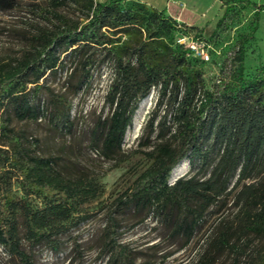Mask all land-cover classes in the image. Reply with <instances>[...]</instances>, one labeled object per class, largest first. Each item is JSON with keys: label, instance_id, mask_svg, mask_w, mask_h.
I'll use <instances>...</instances> for the list:
<instances>
[{"label": "trees", "instance_id": "obj_1", "mask_svg": "<svg viewBox=\"0 0 264 264\" xmlns=\"http://www.w3.org/2000/svg\"><path fill=\"white\" fill-rule=\"evenodd\" d=\"M19 4L0 0V9ZM71 4L82 18L58 11ZM50 6L51 25L40 28L20 58L0 61V135L13 142V153L0 146V248L12 258L9 264H35L23 240L30 248L54 242L69 224L83 219L80 207L100 193L95 178L64 172L62 155L33 152L25 134L14 142V131L2 123L8 112L5 120L45 118L52 129L71 132L72 105L53 92L46 100L29 88L48 71L56 74L68 59L76 62L68 81L73 94L90 84L96 67L111 69V113L91 138L92 148L104 154L121 152L139 102L153 87H159V105H172L171 124L164 119L159 128V136L167 131L170 136L158 142L151 165L115 199L104 235V264H137L118 238L120 224L113 213L133 207L135 215L152 214L190 241L228 199L233 211L216 218L196 264H264V66L249 76L244 63L245 45L257 24L239 35L231 65L224 61L222 75L209 87L200 67L206 60L177 41L181 23L166 8L138 0H51ZM263 9L264 4L256 7V20ZM185 160L189 171L171 183L174 167ZM13 176L21 182L22 199L9 194ZM32 196L41 198V205H34Z\"/></svg>", "mask_w": 264, "mask_h": 264}, {"label": "rangeland", "instance_id": "obj_2", "mask_svg": "<svg viewBox=\"0 0 264 264\" xmlns=\"http://www.w3.org/2000/svg\"><path fill=\"white\" fill-rule=\"evenodd\" d=\"M178 1L185 4L184 17L192 11L200 17L195 24L178 20L181 23V33L190 38L204 36L213 46L210 49V60L200 64L207 86L211 87L222 75L221 66L224 61L228 60L226 62L231 65L239 35L248 34L256 24L253 38L245 45L246 74L250 76L257 68L264 66V9L260 11L258 20L254 16L256 7L263 5L264 0L234 1L230 4L225 0H171L169 8L174 11L182 8L181 5H175ZM50 2L51 0H20L18 7L13 10L0 9V61L20 58L31 47L32 38L40 28L51 25L55 18L47 13L51 9ZM58 11L72 18H82L75 4ZM75 66L76 62L68 59L56 74L48 71L39 84H30L29 87H35L39 96L46 100L53 92L72 105L70 116L74 125L71 132L52 129L45 118L34 121L19 120L11 116V120H5L10 114L4 112L2 115V123L14 131L15 137L11 140L15 142L17 135L25 134L33 141V152L39 155H62L61 170L69 174L86 173L95 178L101 188L95 199L80 207L78 214L83 219L69 224V228L56 236L54 242H43L30 248L27 241L23 240V247L33 254L35 264H104L108 256L102 253L104 235L110 222L109 215L115 207V199L132 186L136 178L151 165L153 159L150 153L158 142L170 136L168 131L163 138L159 136V128L164 119H167V125L171 124L169 120L171 122L172 105L168 101L159 105V87H153L145 97L146 102L140 112L143 99L139 102L132 124L126 130L121 152L113 156L104 154L101 148H92L93 129L111 113L107 100L112 81L111 69L107 64L96 67L90 84L73 94L68 88V81L73 79L70 76ZM153 117L155 119L151 122ZM11 145L12 141L0 135V146L9 148L13 153ZM185 162L183 170L172 172L171 183L189 171L190 164L188 160ZM9 194L16 200L25 197L21 182L15 176L11 179ZM32 199L34 205H41V198L32 196ZM232 206V200L228 199L219 214L209 217L190 241L173 234L169 228L154 219L152 214L142 212L135 215L133 207L121 213L115 212L113 216L120 224L118 238L131 248L137 264H196L216 218L231 214ZM11 259L0 248V264H9Z\"/></svg>", "mask_w": 264, "mask_h": 264}, {"label": "built area", "instance_id": "obj_3", "mask_svg": "<svg viewBox=\"0 0 264 264\" xmlns=\"http://www.w3.org/2000/svg\"><path fill=\"white\" fill-rule=\"evenodd\" d=\"M177 41L181 44H184L194 56L204 59L206 61L210 60V49H213V46L210 42H208L201 36L190 38L184 34H180L178 36Z\"/></svg>", "mask_w": 264, "mask_h": 264}, {"label": "crops", "instance_id": "obj_4", "mask_svg": "<svg viewBox=\"0 0 264 264\" xmlns=\"http://www.w3.org/2000/svg\"><path fill=\"white\" fill-rule=\"evenodd\" d=\"M138 1H142V2H146L147 4L155 7V8H158V9H163V8H166L167 10V13L170 14L172 17L176 18L177 20L179 21H185V22H192L193 24L197 23L198 20H199V16L195 15L194 11H192L191 13L187 14L186 16L187 17H184L185 13H186V8H183L185 6L184 3H179L178 1V4L175 3V5H177V7L179 5L182 6V8H177L176 11H174L172 8H169L170 5V1L171 0H161V2H165V3H161L160 0H138ZM159 4H162V5H157L158 3Z\"/></svg>", "mask_w": 264, "mask_h": 264}, {"label": "bare ground", "instance_id": "obj_5", "mask_svg": "<svg viewBox=\"0 0 264 264\" xmlns=\"http://www.w3.org/2000/svg\"><path fill=\"white\" fill-rule=\"evenodd\" d=\"M144 102H146L145 98H143L142 104H141V106L139 108L140 110L138 112L141 111V108H142ZM185 166H186V162L182 161L181 163H179L177 166L174 167L173 173H176V171H178V170H183Z\"/></svg>", "mask_w": 264, "mask_h": 264}]
</instances>
